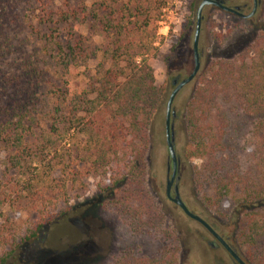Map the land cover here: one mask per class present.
Returning <instances> with one entry per match:
<instances>
[{"label":"trees","instance_id":"trees-1","mask_svg":"<svg viewBox=\"0 0 264 264\" xmlns=\"http://www.w3.org/2000/svg\"><path fill=\"white\" fill-rule=\"evenodd\" d=\"M86 1L65 0L68 9L53 11L43 0H0V264L67 211L52 214L67 185L84 190L88 176L104 183L96 185L100 202L96 195L87 207L108 204L130 231L162 243L157 255L122 250L112 264H178L177 229L147 182L170 92L155 85L147 63L158 53L155 24L166 0H100L102 17ZM34 2L42 11L36 21L27 11ZM232 17L234 24L200 27L193 86L171 106L173 147L178 171L186 166L188 208L212 224L206 210L230 202L232 239L259 250L260 262L249 253L243 259L264 264V0L250 18ZM98 23L108 34V67L98 62L94 82L72 90L60 77L96 54L90 40L74 35ZM62 25L71 28L65 38ZM192 25L187 19L161 56L167 70ZM236 110L251 120L239 146L227 142ZM21 213L33 219L17 222Z\"/></svg>","mask_w":264,"mask_h":264},{"label":"rangeland","instance_id":"rangeland-1","mask_svg":"<svg viewBox=\"0 0 264 264\" xmlns=\"http://www.w3.org/2000/svg\"><path fill=\"white\" fill-rule=\"evenodd\" d=\"M76 1L68 0L71 5H74ZM228 1L231 4L245 3L246 7L243 8V13H247L251 6L250 0ZM43 2L48 5V10L52 9L54 11L57 6H60L62 10L68 9L64 6L65 0H43ZM198 2L199 0H166L160 9L158 21L155 24L157 37L155 45L158 47V53L149 57L147 63L152 68L155 85L160 87L165 94L171 90L170 79L177 75L175 73L177 69H182L181 74L178 76L183 77L192 68L190 49L193 25L189 27V31L184 37L187 41L175 51L174 59L168 70L165 68L161 56L170 51L172 41L180 36L184 22L189 19L194 23L195 10L191 11L189 6H192L191 9L193 7L196 9ZM85 3L97 8L98 15L102 17L103 11L98 8L100 0H87ZM27 11L30 12V17L34 21L42 16L39 2H34ZM201 14L200 27L204 23H235L232 14L222 12L210 5L204 6ZM62 26L60 32L65 38L66 34L71 32V28L65 27V25ZM103 30L104 27L101 23L89 29L83 26L77 29L74 37L81 35L86 40H90L91 44L94 45L96 54L84 64L69 67L67 74L60 77V79L66 80L70 89L81 90L88 84L93 83L99 76L98 73L95 74L98 62H102V68L108 67V62L102 60V51L108 42V34ZM56 86L59 87V83ZM192 86V81L184 85L173 98L171 106L174 108L179 106L183 101V97L191 91ZM163 115L150 158L148 188L156 199L166 202V211L164 212L166 221L172 227L179 226L184 233L188 232L190 236L188 240H192L190 243L192 248L198 246L199 249H203L204 244H201L200 239L196 236L202 235L203 229L197 222L187 218L164 196L167 150L164 143ZM228 117L227 142H234L238 146L242 145L249 132L251 120L239 110L233 111ZM185 168L186 166L181 167V170L178 171V191L180 197L186 201V197L188 198L186 195L188 193V179ZM83 182L85 184L84 190L83 188L78 189L76 185H67L64 201H60L52 214H57L64 209L67 211H64L60 216L50 218L34 239L24 246L17 247L11 257L3 264H112L113 258L122 250H128L132 255L154 256L160 253L162 243L159 237L145 232L134 233L130 231L129 227L110 205L86 206V203L93 200L96 195L99 196V201L100 195L96 185L100 182L104 183V180H100L95 176H88L83 179ZM186 205L188 204L186 203ZM231 208L232 204L227 202L217 209L210 208L206 210L204 214L213 220L217 231L223 235H230L232 239V236L236 234V225L228 215ZM3 210L5 211V208ZM193 211L203 217L201 211L196 209ZM25 215V213L19 214L20 218L17 222L24 218L27 221L33 219L32 215ZM193 232H195L194 236L192 235ZM181 240L184 242L186 238H181ZM232 244L242 256L244 253H249L260 262L258 249H249L241 242V239L237 241L232 239Z\"/></svg>","mask_w":264,"mask_h":264},{"label":"water","instance_id":"water-1","mask_svg":"<svg viewBox=\"0 0 264 264\" xmlns=\"http://www.w3.org/2000/svg\"><path fill=\"white\" fill-rule=\"evenodd\" d=\"M251 10L247 14H243L239 11L238 6L228 7L223 4L222 0H200L196 6L195 10V18H194V29L191 41V58H192V68L190 72L183 77H172L170 79L171 90L167 96L165 106H164V117H163V134H164V143L167 150V162H166V177H165V187L164 192L166 198L174 203L181 212L187 216L188 218L198 222L203 227L206 228L214 237L218 238L222 245L227 249L228 253L239 263L243 264V262L228 248V246L211 230L207 223H205L198 215L194 214L185 206L182 200L179 197V193L177 190V184H174L172 195H170V185L173 182L174 178L177 179V164L178 160L174 152L173 147V132H172V122L170 120V116H173V111L171 109V104L173 98L177 94V92L187 83H189L199 69V56L197 51V42L199 36L200 22H201V10L205 5H212L218 9H221L226 12L233 13L241 18L250 17L257 5V0H251Z\"/></svg>","mask_w":264,"mask_h":264},{"label":"flooded vegetation","instance_id":"flooded-vegetation-1","mask_svg":"<svg viewBox=\"0 0 264 264\" xmlns=\"http://www.w3.org/2000/svg\"><path fill=\"white\" fill-rule=\"evenodd\" d=\"M222 1H223V4L226 5V6H228V7L238 6L240 12H242L243 8L246 7V4L245 3H243V4H231L228 0H222ZM258 2H259V0H257V5H256V9H255L254 13L257 10ZM251 5H252V2H251ZM210 6H212V5H210ZM219 10H221V9H219ZM250 10H251V6H250L249 11ZM221 11L222 12H225L227 14H232L233 16L239 17V16H237V15H235L233 13L226 12V11H223V10H221ZM249 11L247 13H249ZM247 13H243V14H247ZM254 13L251 16H253ZM250 17H248V18H250ZM194 18H195V15H194ZM239 18H241V17H239ZM242 19H247V18H242ZM201 22H202V14H201ZM201 22H200V26H201ZM193 29H194V26H193ZM199 33H200V29H199ZM198 38H199V36H198ZM191 41H192V38H191ZM197 51H198V42H197ZM198 56H199V54H198ZM199 66H200V59H199ZM174 77H176V76H174ZM177 77L180 78V76H177ZM165 173H166V167H165ZM176 175H177V179L174 178L173 182L170 185V191H169L170 195H172V191H173L174 184H177V190H178V164H177V173H176ZM165 177H166V174H165ZM164 187H165V185H164ZM178 193H179V191H178ZM164 196H165V192H164ZM179 197H180V195H179ZM165 198H166V196H165ZM180 199L185 204V206L188 208V206L186 205V202L181 197H180ZM172 204L176 208H178L174 203H172ZM188 210H190L194 214L198 215L197 213H195L190 208H188ZM198 216L205 223L208 224V226L211 228V230L228 246V248L243 262V264H250L247 260L243 259L242 254L232 244V239H231V236L230 235H223L222 233H220L219 231H217L216 227L214 226V222L212 224L211 223H208V221L205 218H203L200 215H198ZM190 220H192V219H190ZM198 225L203 229V234L202 235H196V236L200 239L201 244H204L203 245L204 246L203 249H199L198 246L192 248L190 246V243H191L192 240L191 241L188 240V238H190L188 232H185L184 233V231L181 230L179 226H175L176 229H177V232H178V235H179V238H180V244H181V249L178 252V264H239L228 253L227 249L222 245V243L220 242V240L218 238L214 237L201 224L198 223ZM194 234H195V232H193L192 235L194 236ZM181 238H184V239L186 238V240L184 242H182Z\"/></svg>","mask_w":264,"mask_h":264}]
</instances>
